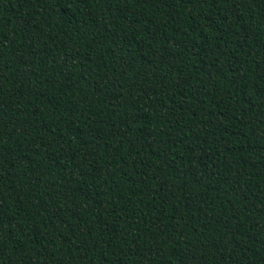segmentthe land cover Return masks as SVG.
Instances as JSON below:
<instances>
[{"label": "trees", "instance_id": "trees-1", "mask_svg": "<svg viewBox=\"0 0 264 264\" xmlns=\"http://www.w3.org/2000/svg\"><path fill=\"white\" fill-rule=\"evenodd\" d=\"M0 264H264V0H0Z\"/></svg>", "mask_w": 264, "mask_h": 264}]
</instances>
